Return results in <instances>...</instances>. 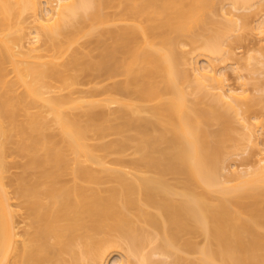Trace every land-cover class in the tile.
<instances>
[{
    "label": "bare ground",
    "instance_id": "bare-ground-1",
    "mask_svg": "<svg viewBox=\"0 0 264 264\" xmlns=\"http://www.w3.org/2000/svg\"><path fill=\"white\" fill-rule=\"evenodd\" d=\"M110 1L0 0V264H264V122L247 114L264 97L225 71L243 9L264 32V0L226 1L203 35L212 0ZM111 16L82 62L73 42ZM82 67L111 79L79 87ZM16 157L30 171L10 178Z\"/></svg>",
    "mask_w": 264,
    "mask_h": 264
},
{
    "label": "rangeland",
    "instance_id": "rangeland-1",
    "mask_svg": "<svg viewBox=\"0 0 264 264\" xmlns=\"http://www.w3.org/2000/svg\"><path fill=\"white\" fill-rule=\"evenodd\" d=\"M111 1L113 3L116 2V0H111ZM111 1L107 2L106 5L108 7L104 4L105 7H103L104 5H102L101 8H102V10L104 9V12H108V13H111L113 15V13H116L118 8L116 7V4L115 5L112 4V6H110ZM212 1H213V5H212L211 9L207 10V16L209 17V21H207L201 28L198 29L199 32L201 33V35L204 34V31H208L206 29L207 27H209V29H214L216 27L223 25L224 23H227V19H226L225 15L222 14L224 10L222 11L221 5L223 3H225V5H228L227 4L228 2H226V1H229V0H212ZM257 5L258 4L255 3V5H252V7L247 8V9H243V11L245 12V16L238 19V24L240 25V23H241L244 26L242 29L240 28L239 30H235L232 32V39H233L232 40V47H231L232 53L230 55L234 59L231 58L229 62H231V60L232 61L237 60L239 67L237 69H234V67L231 66L234 64H232V62H231V65H230V63H228L229 66L225 67V69H226L225 71L227 73L226 74V76H227L226 82L229 83V85L236 86L237 84H240L241 78H238L239 77L238 75H239V73H242L244 75V79L249 82L247 85L252 88L251 93L252 94H261L264 97V54H262L264 51L262 52L259 49L260 46H264V41L263 40L260 41V39H259V36H261L264 32H259L256 28H253V26L255 27V24H256L255 21L257 20L256 18L259 14V13L256 14L257 9H259V8H257ZM117 6H118V4H117ZM263 11H264V9H263ZM104 12L102 11V13H104ZM104 15H105L104 17H106V15L108 16L107 13ZM114 16H116V15H114ZM106 18L108 20V17H106ZM111 18H112V16H111ZM119 22H123V21H119V20L112 18V20L107 21L105 23L103 22L104 24L101 23L103 25H100V26L98 25L97 28H94L95 32L93 29L92 34H87L85 32L86 35L83 34V36H81V34H82V32H81L80 37L79 38L77 37L75 39V42H73L72 48L73 47L76 49L79 48L82 51V54H84V57L81 59L82 62H88L87 58L85 60V57L87 55H88L89 60H90V58L92 60H98L100 55H99V52L97 51V49H99V48H97V47L99 44L97 46H95L96 45L95 42L98 43L97 35H98L99 30H101L102 28H103V30L106 28L113 29L112 27H114V29H115V27L117 26L116 23H119ZM87 24H88V22L85 23L86 27H87ZM88 27H90V26H88ZM89 29H87V30H89ZM236 34L239 35V38L234 39V36H236ZM104 35H105L104 33H103V35H100V33H99L98 36H103V40L106 43L112 40V39H110V37H108V35H107L108 38ZM104 37H105V39H104ZM178 38H179L180 42L177 43L178 46H176V47H178V48H175V50L177 49V52L180 53L182 51V49H186L187 47L190 46V44L186 43L187 36L180 35V36H178ZM95 39H97V40L95 41ZM111 42H109V43H111ZM107 45H109V44L107 43ZM94 46L97 49H95ZM199 58H200V60L198 59V63L203 64V63H201L203 60L201 59V57H199ZM77 76H78V79L80 82L78 84L79 87L97 86V87L102 88L111 79V78H109V79L103 78L102 73L99 74V72L97 70L89 69L86 67L80 68L77 71ZM114 78H117V77H113L112 79H114ZM186 88L190 89L191 87L190 86L188 87V85H187ZM202 93H203V90L201 88H199L196 95H198L200 97V104L204 105V103H206V101L209 99V96L208 95L202 96ZM194 95H195L194 93H191L188 96L193 97ZM103 108H104L103 106H97L95 110L101 111V110H104ZM72 110L76 111L77 109L73 108ZM247 114L251 117L250 118L251 121L254 120L255 115H257V116L259 115V117H257V119L258 120L263 119V122H264V101L262 104L258 103L257 101H250V107L248 108ZM217 127H218V124L216 122H213V121H212V123H210L208 125V128L211 130H213V129L215 130V128H217ZM243 131H244V128L241 126L240 122L237 121L236 119H232L231 129H230V133H231L230 135H232V137H231L232 139H229L232 142L231 141H229V142L234 144V141L235 142L238 141L239 142V144H238L239 149L236 148L238 151H240L241 149L243 150V148L246 145H248L247 141L243 137ZM258 139H259L260 143L262 144V142L264 141V132L263 133L261 132L259 134ZM225 140H228V139H225ZM225 140H224V143H225ZM230 144H228V145H230ZM231 146H229L227 148L231 149ZM247 147H249V145ZM247 149L249 150V152L248 151H246V152L249 154H246V152H244V153H242V155L246 154V156L244 157V158L248 157L246 159V161L248 160L247 162L254 165L253 162L258 155L256 153V147H249ZM235 152L237 153V151H234L233 153L231 152V154H233L232 155L233 157L230 155L231 156V157L229 156L230 159L228 161L225 160L226 164H227V162L229 164V163H232L233 161L235 162V163L233 162L234 164H237L236 162H238L239 160L243 161L240 159L241 153H239L240 155H237L238 153L236 154ZM23 171L28 172V171H30V169L23 167L22 160L20 158H17V157L14 158L12 166L10 167L9 172H8L9 177L13 178L17 174H19ZM196 239L199 242H202V238L200 236H198ZM114 256H116V254L113 255V257H111V259H113ZM189 256L195 257V256H197V254L196 253H190ZM111 259H109V261Z\"/></svg>",
    "mask_w": 264,
    "mask_h": 264
}]
</instances>
